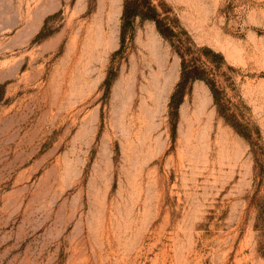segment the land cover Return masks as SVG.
<instances>
[{"label":"rangeland","instance_id":"1","mask_svg":"<svg viewBox=\"0 0 264 264\" xmlns=\"http://www.w3.org/2000/svg\"><path fill=\"white\" fill-rule=\"evenodd\" d=\"M123 2L0 0V264H264V0H151L252 141Z\"/></svg>","mask_w":264,"mask_h":264},{"label":"trees","instance_id":"2","mask_svg":"<svg viewBox=\"0 0 264 264\" xmlns=\"http://www.w3.org/2000/svg\"><path fill=\"white\" fill-rule=\"evenodd\" d=\"M135 19L154 23L158 34L175 47L180 59V80L169 102L171 113L176 112L178 108L185 84L201 81L210 91L218 116L239 136L252 141V129L248 123L241 120L238 107L227 98L225 93L227 85H230L228 84L230 77L221 71L235 70L226 64L222 55L205 47L197 48L189 38L185 37L184 32L183 34L175 32L171 25L160 18L151 0H124L121 15L122 38ZM105 84H108V78Z\"/></svg>","mask_w":264,"mask_h":264},{"label":"bare ground","instance_id":"3","mask_svg":"<svg viewBox=\"0 0 264 264\" xmlns=\"http://www.w3.org/2000/svg\"><path fill=\"white\" fill-rule=\"evenodd\" d=\"M156 50V49H155ZM196 113V112H195ZM197 119H198V117H197ZM203 157V156H202Z\"/></svg>","mask_w":264,"mask_h":264}]
</instances>
